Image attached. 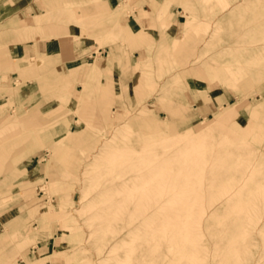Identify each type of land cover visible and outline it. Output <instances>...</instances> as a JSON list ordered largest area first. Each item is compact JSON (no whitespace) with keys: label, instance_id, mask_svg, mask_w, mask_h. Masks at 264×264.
<instances>
[{"label":"rangeland","instance_id":"374dc122","mask_svg":"<svg viewBox=\"0 0 264 264\" xmlns=\"http://www.w3.org/2000/svg\"><path fill=\"white\" fill-rule=\"evenodd\" d=\"M42 3L0 23V264H264V0Z\"/></svg>","mask_w":264,"mask_h":264},{"label":"crops","instance_id":"0c3cea01","mask_svg":"<svg viewBox=\"0 0 264 264\" xmlns=\"http://www.w3.org/2000/svg\"><path fill=\"white\" fill-rule=\"evenodd\" d=\"M110 1L112 2L113 0ZM45 13H46L45 7H43L42 0H1L0 1V23L11 24V22L14 21L19 22L22 18L26 17V15L37 16ZM7 26L6 29L18 28L15 26L11 27L8 24Z\"/></svg>","mask_w":264,"mask_h":264},{"label":"bare ground","instance_id":"6f19581e","mask_svg":"<svg viewBox=\"0 0 264 264\" xmlns=\"http://www.w3.org/2000/svg\"><path fill=\"white\" fill-rule=\"evenodd\" d=\"M95 153H96V152H94V154H95ZM91 154H92V153H91ZM93 158H94V157H93ZM147 159H148V158H147ZM146 161H147V160H146ZM199 163H200V162H199ZM198 165H199V164H198ZM234 165H235V164H234ZM85 168H86V167H85ZM86 170H87V169H86ZM232 171H234V170H232ZM85 172H86V171H85ZM148 173H149V172H148ZM148 173H147V174H148ZM152 176H153V175H152ZM145 177H146V176H145ZM146 178H147V177H146ZM221 178H222V177H220V179H221ZM158 179H159V178H158ZM88 180H89V179H88ZM145 180H147V179H145ZM155 181H156V180H155ZM157 181H158V180H157ZM89 182H90V181H89ZM155 183H156V182H155ZM155 183H154V184H155ZM155 186H156V185H155ZM162 188H163V186H162ZM166 188H167V186H166ZM155 191H157V190L154 189V192H155ZM166 191H167V190H166ZM157 192H158V191H157ZM163 192H164V191H163ZM147 195H149V194H147ZM147 195H146V196H147ZM167 196H169V195H167ZM149 197H153V198H154V196H151V193H150V196H149ZM158 197H159V196H158ZM160 197H161V196H160ZM160 197H159V198H160ZM162 197L164 198V196H162ZM255 197L257 198L258 196H255ZM147 198H148V196H147ZM259 198H260V196H259ZM259 198H258V199H259ZM145 199H146V198H145ZM145 199H144V200H145ZM154 199H156V198H154ZM161 199H162V198H161ZM260 199H261V198H260ZM140 202H141V201H140ZM142 202H143V201H142ZM149 202H150V203H151V202L154 203L151 199H149ZM158 202H159V201H158ZM147 204H148V201H147ZM147 204H146V205H147ZM154 204H155V203H154ZM143 205H144V203H143ZM150 205H151V204H150ZM151 207H152V206H150V208H151ZM150 208H149V209H150ZM159 208H160V207H159ZM159 208H156V210L158 209V211H159ZM141 209L145 212V210L143 209V206H142V208H140V210H141ZM142 210H141V212H142ZM156 210H155V212H156ZM255 210H256V209H255ZM114 211H115V210H114ZM147 211H148V210H147ZM147 211H146V212H147ZM250 211H251V210H250ZM253 211H254V210H253ZM256 211H257V210H256ZM111 212H112V211H111ZM141 212L138 210V212H136V213H137V214L140 213L142 216L146 213V212H145V213L143 212L144 214H142ZM153 212H154V211H153ZM257 212H258V211H257ZM257 212H254V213H257ZM158 213H160V212H158ZM258 213H259V212H258ZM108 214H109V216H110V215L113 216L114 212L111 214L110 211H109ZM156 214H157V213H156ZM211 214H212V213H211ZM250 214H252V213L250 212ZM259 214H260V213H259ZM141 215H138V217L141 216ZM199 215L201 216L202 214L199 213ZM145 216H146V215H145ZM149 216H151V214H150ZM202 216H203V215H202ZM255 216H256V214H255ZM113 217H114V218H113ZM113 217L110 218V219H108V218H109V217H108V218H107V221H108V220L110 221L111 219H113V221H112L111 223H112V224H113V223L115 224V223L117 222V220H116L115 222H114V220L117 219V217L115 218V214H114ZM150 218H151V217H149V219H150ZM252 218H253V217H252ZM252 218H251V219H252ZM135 219H136V218H135ZM135 219H134V220H135ZM137 219H138V218H137ZM150 220H151V219H150ZM134 222H135V221H133V223H134ZM106 223H107V222H105V223H104L105 225L103 224V226H102V227L105 226V229H107L106 227L110 224V223L108 222L109 224L106 225ZM117 223H118V222H117ZM114 224H113V225H114ZM146 224H147V223H146ZM146 224H145V225H146ZM194 224H195V223H194ZM194 224H193V225H194ZM198 224H199V222H198ZM200 224H201V223H200ZM99 225H101V224H99ZM158 225H159V223H158ZM255 225H256V224H255ZM260 225H261V224H260ZM110 226H111V225H110ZM110 226H108V228H109ZM140 226H142V224H141ZM150 226H151V224H150ZM154 226H155V228L158 227V226H156V225H154ZM190 226H191V225H190ZM190 226H189V227H190ZM262 226H263V225H261V229H263ZM111 227H112V226H111ZM128 227H129V226H128ZM138 227H139V226H138ZM192 227H195V226H192ZM256 227H257V225H256ZM256 227H255V228H256ZM263 227H264V226H263ZM146 228H147V227H146ZM153 228H154V227H153ZM255 228H254V229H255ZM258 228H259V227H258ZM102 229H103V228H102ZM136 229H137V227H136ZM157 229H158V228H157ZM162 229H163V227H162ZM177 229H178V228H177ZM196 229H197V228H196ZM196 229H195V231H196ZM254 229H253V230H254ZM261 229H260V230H261ZM130 230H132V228H131ZM187 230H188V229H187ZM187 230H186V231H187ZM189 230H190V229H189ZM256 230H257V228L255 229V231H256ZM133 231H134V230H133ZM144 231H145V230H143V229L141 230V232H143L144 234H146L147 232H146V231L144 232ZM155 231L157 232V231H159V230H155ZM176 231H177V230H176ZM199 231H200V230H199ZM261 231H263V230H261ZM138 232H139V231H138ZM200 232H201V231H200ZM263 232H264V231H263ZM131 233H132V232H131ZM165 233L167 234V232H165ZM172 233H174V232H172ZM180 233H181V232H180ZM180 233H179V234H180ZM186 233H188V232H186ZM141 234H142V233H141ZM149 234H151V233H149ZM149 234H148V235H149ZM158 234H160V233H158ZM166 234H164V235H166ZM188 234H190V231H189ZM194 234H195V233H194ZM243 234H244V233H243ZM256 234H258V233H256ZM122 235H123V234H122ZM131 235H132V234H131ZM146 235H147V234H146ZM154 235H155V233H154ZM174 235H175V234H174ZM176 235H177V234H176ZM180 235H181V234H180ZM250 235H251V234H250ZM250 235H249V236H250ZM252 235H253V234H252ZM254 235H255V234H254ZM258 235H259V234H258ZM261 235H262V233H261ZM152 236H153V235H152ZM158 236H159V235H158ZM169 236H170V235H169ZM169 236H165V237L168 238ZM186 236H187V235H186ZM190 236H191V235H190ZM200 236H201V235H200ZM263 236H264V235H263ZM134 237H135V236H134ZM140 237H141V236H140ZM144 237H147V236L144 235L143 238H144ZM153 237H154V236H153ZM161 237H162V236H161ZM165 237L163 236V239H164ZM177 237H178V236H177ZM195 237H196V236H195ZM238 237H239V236H238ZM141 238H142V237H141ZM170 238H171V237H170ZM170 238H169V239H170ZM178 238H181V237L179 236ZM233 238H234V237H233ZM240 238H241V237H240ZM147 239H149V238H147ZM150 239H151V242H150L149 240H147V241L150 242V243H148V246H150L149 244L153 245V244H152V239L155 240L156 238H152V237H150ZM157 239H158V238H157ZM169 239H168V240H169ZM237 239H238V238H237ZM124 240H125V239H124ZM127 240H128V238H127ZM138 240L140 241L141 239H138ZM144 240H146V239L144 238ZM144 240H143V241H144ZM165 240H166V239H165ZM198 240H199V237L197 238V241H198ZM139 241H138V242H139ZM143 241H142V242H143ZM147 241H145V243H146ZM181 241H182V240H181ZM197 241H195V242H197ZM232 241H234V240H232ZM156 242H157V241H156ZM169 242L173 243V242H176V240H173V241H172V240H169ZM177 242H178V244H179L180 240H177ZM195 242H194V243H195ZM229 242H230V238H229ZM229 242H227V244H229ZM253 242H254V241H253ZM153 243H154V242H153ZM171 243H170V245H171ZM234 243L236 244V242H234ZM239 243H240V242H239ZM83 244H84V243H83ZM181 244H182V242H181ZM181 244H180V245H181ZM192 244H193V243H192ZM195 244H196V243H195ZM230 244H231V243H230ZM235 244H234V245H235ZM193 245H194V244H193ZM231 245H232V244H231ZM236 245H238V243H237ZM249 245H250V244H249ZM251 245H252V244H251ZM79 246H80V245H79ZM79 246H77V247L79 248ZM135 246H136V244H135ZM142 246H143V245H142ZM146 246H147V245H146ZM148 246L146 247V251H147L148 248H149ZM254 246H255V245H254ZM143 247H144V246H143ZM153 247H154V245H153ZM158 247H160V246H158ZM169 247H170V246H168L167 248H169ZM235 247H236V246H235ZM251 247H253V246H250V248H251ZM84 248H86V246H84ZM144 248H145V247H144ZM155 248H157V247L155 246ZM233 248H234V247H233ZM87 249H89V248H87ZM149 249H150V248H149ZM81 250H82V249H81ZM144 250H145V249H144ZM86 251H88V250H86ZM135 251H136V253H137V250H133V253H134ZM141 251H142V250H141ZM141 251H140V252H141ZM146 251H145V252H146ZM156 251H157V250H156ZM160 251H163V250H160ZM165 251H167L166 248H165ZM145 252H143V253L145 254ZM248 253H249V251H248ZM87 254H88V253H87ZM123 254H124V253H123ZM123 254H122V255H123ZM131 255H132V254H131ZM139 255H140V254H139ZM246 255H248V254L246 253ZM145 256H146V255H145ZM244 256H245V255H244ZM244 256H243V257H244ZM124 257H125V256L123 255V257H121V258H124ZM139 257H140V256H139ZM245 257H246V256H245ZM92 258H93V257H92ZM140 258H142V257H140ZM140 258H138L139 262H140V260H141ZM247 258H248V257H247ZM149 259H150V256H149ZM149 259H148V260H149ZM148 260H147V261H148ZM153 260H154V259H153ZM246 260H248V259H246ZM87 261H88V260H87ZM154 261H155V260H154ZM173 261H174V260H173ZM148 262H149V261H148ZM65 263H66V262H65ZM84 263H85V262H84ZM88 263H89V262H88ZM149 263L151 264V263H153V262L151 261V262H149ZM164 263H165V262H164ZM166 263H167V262H166ZM261 263H262V262H261ZM85 264H86V263H85ZM131 264H132V262H131ZM146 264H148V263H146ZM161 264H162V263H161ZM174 264H175V263H174ZM256 264H257V263H256Z\"/></svg>","mask_w":264,"mask_h":264}]
</instances>
